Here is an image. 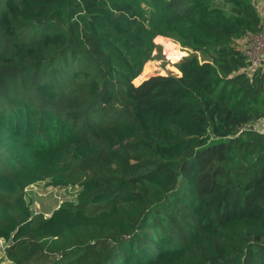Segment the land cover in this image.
<instances>
[{
  "label": "trees",
  "instance_id": "obj_1",
  "mask_svg": "<svg viewBox=\"0 0 264 264\" xmlns=\"http://www.w3.org/2000/svg\"><path fill=\"white\" fill-rule=\"evenodd\" d=\"M261 1L0 0L6 260L264 264ZM164 37L192 53L136 85ZM44 179L77 190L48 218Z\"/></svg>",
  "mask_w": 264,
  "mask_h": 264
},
{
  "label": "rangeland",
  "instance_id": "obj_2",
  "mask_svg": "<svg viewBox=\"0 0 264 264\" xmlns=\"http://www.w3.org/2000/svg\"><path fill=\"white\" fill-rule=\"evenodd\" d=\"M155 44L161 49V56L145 65L143 72H145V68H148L147 72L142 75L144 77L141 80H139L140 76L135 80L136 85L153 75L178 74L174 65L192 53L189 48L173 38L155 39ZM76 193L77 190L73 187L53 186L48 179H44L26 189V201L34 215L41 214L48 218L63 203L74 202ZM5 246L6 242L1 241L0 264H12L4 257L3 250Z\"/></svg>",
  "mask_w": 264,
  "mask_h": 264
},
{
  "label": "built area",
  "instance_id": "obj_3",
  "mask_svg": "<svg viewBox=\"0 0 264 264\" xmlns=\"http://www.w3.org/2000/svg\"><path fill=\"white\" fill-rule=\"evenodd\" d=\"M242 53L250 63V70L264 69V17L263 30L260 33L249 35L246 38ZM253 128L260 132H264V121H260L254 125Z\"/></svg>",
  "mask_w": 264,
  "mask_h": 264
},
{
  "label": "crops",
  "instance_id": "obj_4",
  "mask_svg": "<svg viewBox=\"0 0 264 264\" xmlns=\"http://www.w3.org/2000/svg\"><path fill=\"white\" fill-rule=\"evenodd\" d=\"M259 7L261 11H264V0L260 2Z\"/></svg>",
  "mask_w": 264,
  "mask_h": 264
},
{
  "label": "water",
  "instance_id": "obj_5",
  "mask_svg": "<svg viewBox=\"0 0 264 264\" xmlns=\"http://www.w3.org/2000/svg\"><path fill=\"white\" fill-rule=\"evenodd\" d=\"M32 215H34V213H32Z\"/></svg>",
  "mask_w": 264,
  "mask_h": 264
}]
</instances>
